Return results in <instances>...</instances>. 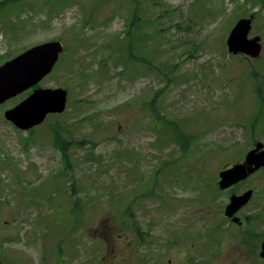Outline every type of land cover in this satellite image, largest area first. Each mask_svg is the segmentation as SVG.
Segmentation results:
<instances>
[{"label": "rangeland", "instance_id": "obj_1", "mask_svg": "<svg viewBox=\"0 0 264 264\" xmlns=\"http://www.w3.org/2000/svg\"><path fill=\"white\" fill-rule=\"evenodd\" d=\"M66 1L20 0L0 8V66L59 42L63 54L35 88L67 96L65 110L47 114L31 136L3 114L33 89L0 104L1 264H249L243 238L253 227L264 230V170L240 185L257 190L241 213L263 217L241 231L224 219L222 234L230 230L237 238L223 235L221 257L215 227L228 196L216 183L220 171L253 149L251 140L264 145V123L254 132L248 126L258 109L253 88L264 80V3ZM137 6L151 38L129 53L128 11ZM249 17V37L258 36L262 47L257 60L226 48L229 31ZM115 43L125 52L112 56ZM255 74L263 75L254 80ZM157 92L154 114L146 103ZM52 132L71 144L84 141L69 147L73 169L63 175ZM176 135L194 137L187 151ZM37 188L52 194L53 206L37 197ZM146 190L153 193L143 196ZM74 206L82 214L76 232L73 218L54 220L52 211ZM132 221L148 233L144 243Z\"/></svg>", "mask_w": 264, "mask_h": 264}, {"label": "water", "instance_id": "obj_2", "mask_svg": "<svg viewBox=\"0 0 264 264\" xmlns=\"http://www.w3.org/2000/svg\"><path fill=\"white\" fill-rule=\"evenodd\" d=\"M250 20H240L232 28L226 46L232 55L243 54L257 58L261 48L259 38L248 39ZM62 47L59 43H46L33 47L0 67V104L36 85L52 70L57 62ZM66 92L57 90H35L28 98L4 113V118L16 128L26 131L41 124L47 114L63 112ZM263 145L258 143L255 149L248 152L242 164L219 174L220 189L246 179L258 169L264 167ZM251 192L230 199L225 215L231 217L244 206ZM234 222H237L234 219Z\"/></svg>", "mask_w": 264, "mask_h": 264}, {"label": "trees", "instance_id": "obj_3", "mask_svg": "<svg viewBox=\"0 0 264 264\" xmlns=\"http://www.w3.org/2000/svg\"><path fill=\"white\" fill-rule=\"evenodd\" d=\"M13 1V4H17L20 0H4V1H1L0 2V8L7 5V4H11L10 2ZM63 2L66 1V0H62ZM70 0H67L66 2H68ZM263 3L264 1L261 0ZM145 2V0H144ZM12 5V4H11ZM140 5V4H138ZM137 10H139V7L137 6V8H135L134 10L132 11H128L129 12V17H128V22H127V31H126V38L128 39L129 41V44H128V52L130 53V50H131V46L134 47V43H146L147 41L150 40L151 36L149 37L148 34H146V28L148 27V24L142 22H138L139 19L137 18V15H136V12ZM134 30V32H133ZM116 45L112 48V51L113 53L111 54L112 56H115V54H120V51L122 49L123 53L125 52L124 51V48L115 43ZM121 46V47H120ZM134 49V48H133ZM109 58H112L111 56H109ZM108 58V59H109ZM126 62V61H125ZM171 67V71H174L177 66L176 65H173V66H169ZM263 74H255L253 75L254 76V80L257 79V76H262ZM165 77V81L166 82H169V78H168V74L166 73V75L164 76ZM253 92H254V95L257 99V105H258V109H257V113H256V116L254 118H252V121L248 124V126L250 127V130H252V132H254V129L257 128V126H262V124L264 123V121H261L260 119H263L262 117V114L264 112V80L263 81H258V83L255 84L254 88H253ZM161 93V92H160ZM159 92L155 93L154 96L151 97V100L149 103H146L148 105H146L148 108H149V111L152 112V113H157L159 114L157 111H156V102L155 100L157 99V97L159 96ZM157 119H162L163 122L167 123V124H170L171 126H175V123L174 122H169L168 120H165L164 117L162 116H157ZM193 138L194 137H189L187 135H176L174 137V140L176 141L177 144H180V149L181 148H184L185 151L188 150L189 148V143L191 141H193ZM251 142L253 143V145L255 144L253 142V140H251ZM83 143L84 141H81L79 143H74V144H71L69 142H67L65 139H63L59 134L57 133H53V145L54 147L58 150V152L60 153L61 155V159H62V162H63V165H64V168H63V171L61 172L62 175L63 173L65 172H69L73 169L72 167V164H71V161H70V158H69V155H68V150H69V147L71 145H76L77 147H82L83 146ZM96 146L94 144H92V149H94ZM72 188H73V192L76 191V185L75 184H72ZM44 189L45 188H37L36 189V192H38L37 194V197H39L41 199L42 197V201L44 203H51L52 206H53V203H55L53 201V198H52V194H51V199L48 198V197H45L44 195ZM61 189L60 188H55L53 192H58L60 191ZM153 192L151 190H146L144 192V195H151ZM78 204H80V201L78 200L77 201ZM81 205V204H80ZM80 210L81 208H75V206L68 212H61V210H57V208H55L53 211V216H54V220L56 219H63V218H67V219H70V218H73V223L71 224V227L72 229H77V227H79L78 225V222H79V218L80 215H82L80 213ZM127 216H131V213L129 211L126 212ZM132 224H133V231L135 233V236L137 238V240L139 241V243H144L145 241V238L148 237V233H142L140 230H139V227L137 226L136 223H134L132 221Z\"/></svg>", "mask_w": 264, "mask_h": 264}, {"label": "flooded vegetation", "instance_id": "obj_4", "mask_svg": "<svg viewBox=\"0 0 264 264\" xmlns=\"http://www.w3.org/2000/svg\"><path fill=\"white\" fill-rule=\"evenodd\" d=\"M248 180L249 179L241 181L239 184L234 185L225 190L218 189V191L219 193H225L230 199V197L233 195H242L245 192L251 190L253 193L252 194V198H253L255 194H257V190H255L254 188L245 189L243 186L240 187L241 184L247 182ZM227 205H228V201L223 206L222 214L218 218L220 222H217L216 228H215L216 229L215 248H216V254L218 257L219 256L221 257V255L223 254L222 249H221L223 248V243L221 242L223 235L224 234L227 235L228 240L237 238V234H235L234 232H231L230 230L229 231L226 230L224 234H222L223 232L221 231V228H224V225H223V222H225L224 219L227 220L230 224H232V226L237 227V229L241 231L245 227L252 229L251 228L252 225L255 226V223L257 222V220L263 217L262 215H259V214H252L253 212L249 214H242L241 211L248 205L247 203L244 207L239 209L237 213L232 217V218L238 219V222H233L232 218L228 219L224 217V211ZM252 230L254 232H249L247 234L244 233V238H243V243L247 246L248 248L247 251H249L248 254L252 256V259H249L247 256V260L249 264H264V230L260 232V231L255 230L254 227Z\"/></svg>", "mask_w": 264, "mask_h": 264}]
</instances>
